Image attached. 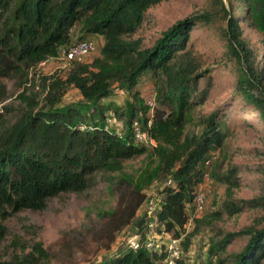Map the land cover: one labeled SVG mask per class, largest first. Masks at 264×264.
I'll list each match as a JSON object with an SVG mask.
<instances>
[{
    "label": "trees",
    "instance_id": "obj_1",
    "mask_svg": "<svg viewBox=\"0 0 264 264\" xmlns=\"http://www.w3.org/2000/svg\"><path fill=\"white\" fill-rule=\"evenodd\" d=\"M161 2L0 0V221L8 210L43 211L50 199L102 188L115 199L114 207L101 213L112 233L134 223L143 235L153 218L157 233L183 236L186 253L191 238L207 228L212 233L207 254L213 264H261L264 217L238 231L219 225L246 209H264V197H236L240 169L226 153L220 127L226 103L199 116L196 108L213 91L212 74L225 70L220 69L225 60L235 61L239 75L234 95L256 108L264 126V68L241 30L242 23L264 43V0H209L202 11L176 21L145 45L135 34L147 11ZM215 23L221 27V54L208 62L189 43V33ZM93 36H100L102 44L90 61L65 62L64 72L39 71L61 48ZM145 76L152 77L155 93L148 132L156 146L151 148L135 144L130 131L134 118L147 120V106L137 88ZM70 89L78 91L92 117L99 111L101 118L91 121L84 108L62 104ZM122 92L128 95L127 103L110 104L105 114L102 100ZM107 117L115 121L111 130L104 128ZM117 129L124 137L119 138ZM134 160L139 165L127 167ZM205 175L223 187V193L218 199L213 196L212 207L218 208L195 218L186 232L189 206ZM153 186H158L154 211L146 210L135 222ZM5 230L0 223V243ZM243 237L248 239L241 250L228 252L227 247ZM12 247L0 264L50 262L41 242L23 247L15 242ZM163 260L162 251L128 249L113 253L103 264Z\"/></svg>",
    "mask_w": 264,
    "mask_h": 264
},
{
    "label": "rangeland",
    "instance_id": "obj_2",
    "mask_svg": "<svg viewBox=\"0 0 264 264\" xmlns=\"http://www.w3.org/2000/svg\"><path fill=\"white\" fill-rule=\"evenodd\" d=\"M208 1L162 0L160 4L147 11L145 21L135 37H140L145 45H150L176 21L202 11ZM220 28V24L215 23L212 26H197L189 33V43L208 62L221 54V50L218 48L221 45ZM241 30L242 37L253 50L256 62L264 68V43L261 41L260 35L242 23ZM99 37L94 38L100 39L101 37ZM95 44L98 49L99 44L96 42ZM97 53L96 50L84 61H90L97 56ZM67 68L64 61L53 59L42 64L39 71L49 74L58 70L64 72ZM220 69L225 70L212 74V79L215 81L213 91L207 101L196 108L199 113L197 116L208 114L218 105L226 103L222 111L225 116L220 121V127L224 133L226 153L231 162L240 169L241 186L235 193L236 197L240 199L264 197V126L256 108L234 95V87L239 75L235 61L225 60V66H220ZM137 88L143 98L153 95L152 77L145 76L140 79ZM230 97L232 100L229 101ZM62 101L64 105L71 104L87 109L86 103H83L80 94L75 89H70ZM127 101L128 95L125 92L116 93L102 100V104L107 106L103 111L107 112L110 104L118 107L121 104L125 105ZM86 111L91 121L92 118L98 120L102 116L99 111H96V117H92L89 109ZM97 124L100 125L99 121ZM138 165L139 161L134 160L128 162L127 167L136 168ZM157 187L149 188L147 196L153 195L154 197L157 194ZM204 189L207 191V200L201 215L217 209V206L212 207L213 196L218 199L223 193V187L211 182L206 184ZM155 198L150 199L153 203L152 206L156 204ZM114 205L115 199L105 189L97 188L95 191L85 194H63L50 199L43 211L25 209L12 212L8 210L4 216L5 220L0 221L6 229L4 239L0 243V260L9 258L15 242L23 247L34 241L41 242L48 251L50 255L48 264H103L113 253L128 250L130 237L141 232L134 226V223L116 234L107 229L105 227L106 218L101 213L111 210ZM146 210L147 206L144 205L141 212L137 213L135 222L143 219L147 214ZM262 217H264V209H246L236 217L225 219L219 225L227 231H238L244 226L251 225L255 219ZM192 228L193 221L189 225L187 223L185 230L189 232ZM211 237L212 233L207 228H202L191 238L188 252L182 253L181 257L185 264H213V259L207 254ZM247 239V237H243L233 241L227 247L228 252L241 250ZM262 259L261 264H264V255Z\"/></svg>",
    "mask_w": 264,
    "mask_h": 264
},
{
    "label": "built area",
    "instance_id": "obj_3",
    "mask_svg": "<svg viewBox=\"0 0 264 264\" xmlns=\"http://www.w3.org/2000/svg\"><path fill=\"white\" fill-rule=\"evenodd\" d=\"M96 44L94 41L90 39L80 40L74 42L71 46L67 48H61L58 52L56 60L70 62V61H83L86 57L94 53L96 49ZM154 95L151 94L149 97L144 98L145 105L147 106V120L144 122L143 120H139L138 118H134L131 123V137L132 141L138 146H146L148 148L155 147L156 141L152 138L150 133L148 132L151 124H152V116L155 109V100ZM115 123L114 119L111 117H107L105 120L104 128L106 130H111V127ZM119 138L124 137V133L122 130L116 131ZM209 160L205 162L207 165ZM203 183L199 186L196 194L194 196L192 204L189 206V218L188 225L195 218H198L204 211L206 200H207V191H205L204 186L210 183L207 175L204 176ZM150 197L147 198V201L144 205L147 206L148 213L154 211L153 203L150 201ZM151 211V212H150ZM155 224L153 218L149 219L147 224V233L145 234H134L129 242V249L134 251L145 249L147 251H157L164 253V264H179V261L182 257V246L181 242L183 240V236L179 238H175L170 236L167 233H157L154 230ZM169 235V236H167Z\"/></svg>",
    "mask_w": 264,
    "mask_h": 264
},
{
    "label": "crops",
    "instance_id": "obj_4",
    "mask_svg": "<svg viewBox=\"0 0 264 264\" xmlns=\"http://www.w3.org/2000/svg\"><path fill=\"white\" fill-rule=\"evenodd\" d=\"M94 37H96V36L89 37L88 39H90V40L96 42L97 44H99V45H98V47H99V46L102 44V38L99 37L100 39H97V38L95 39ZM141 95H142V94H141ZM121 105H122V104H121ZM122 126H123V123L120 124V125L118 126V128H119V129H122ZM119 129H117V130H119ZM149 197L152 198L153 195H149ZM154 197H156V199H158L156 195H154ZM142 208H143V206L140 208V210H141ZM140 210H139V211H140ZM139 211H138V213H139ZM140 212H141V211H140Z\"/></svg>",
    "mask_w": 264,
    "mask_h": 264
}]
</instances>
